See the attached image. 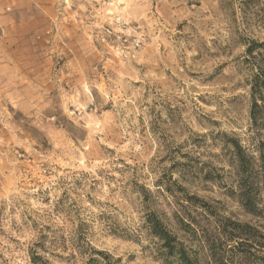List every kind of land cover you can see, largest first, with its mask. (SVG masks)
<instances>
[{
	"label": "rangeland",
	"instance_id": "rangeland-1",
	"mask_svg": "<svg viewBox=\"0 0 264 264\" xmlns=\"http://www.w3.org/2000/svg\"><path fill=\"white\" fill-rule=\"evenodd\" d=\"M251 40L264 0H0V264H85L87 243L165 264L147 212L200 264L205 233L228 263L264 264ZM233 140L255 156L246 176Z\"/></svg>",
	"mask_w": 264,
	"mask_h": 264
},
{
	"label": "trees",
	"instance_id": "trees-1",
	"mask_svg": "<svg viewBox=\"0 0 264 264\" xmlns=\"http://www.w3.org/2000/svg\"><path fill=\"white\" fill-rule=\"evenodd\" d=\"M246 55V61L250 63L253 70L250 83L252 97L251 118L253 120V125L257 127L264 126V42L251 40L247 44ZM233 145L235 147L236 159L238 161V171L240 174L246 176L253 170L252 160L255 159V156L253 154H248L247 156L244 147L238 140H233ZM261 167L264 166L261 165ZM247 186L250 188L253 184H247ZM262 189L264 190V186ZM192 197L193 196H189V198ZM244 201L248 210L255 211L257 199L253 198L250 191H245ZM192 224L194 225L192 221H181V226L185 231L191 230V232L198 237L197 229L193 228ZM144 226L149 230L150 234L158 240V251L165 264H200L197 251L193 250V248L187 247L184 241H182L169 227L163 217L157 215L155 212H147L144 218ZM235 226L238 225L236 224ZM78 236L79 233L76 237ZM202 237L203 241L211 251L210 257L214 264H230L228 261L224 260L218 252H216L214 240L208 238L206 233ZM236 237H238V240H235V242H238V245H243L249 240L243 236ZM232 238V236H229V238H226V241H233ZM47 239L48 236H43L42 240L36 243V246L44 247V243ZM246 243L249 244V242ZM233 247L237 248V245H234ZM238 248H240V246ZM87 249L89 255L85 260V264H117V261L114 260L109 253L103 250H97L89 243H87ZM79 253L83 256L85 252L79 249ZM32 260L36 264L43 263L40 262L42 261V258L37 251L33 253Z\"/></svg>",
	"mask_w": 264,
	"mask_h": 264
}]
</instances>
